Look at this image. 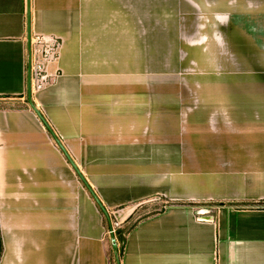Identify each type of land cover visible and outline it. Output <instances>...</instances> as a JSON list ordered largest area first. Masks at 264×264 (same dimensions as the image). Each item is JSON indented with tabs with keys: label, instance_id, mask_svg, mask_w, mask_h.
<instances>
[{
	"label": "crops",
	"instance_id": "crops-1",
	"mask_svg": "<svg viewBox=\"0 0 264 264\" xmlns=\"http://www.w3.org/2000/svg\"><path fill=\"white\" fill-rule=\"evenodd\" d=\"M27 25L0 0V264H118L130 217L120 264H264V0H31L41 117Z\"/></svg>",
	"mask_w": 264,
	"mask_h": 264
},
{
	"label": "built area",
	"instance_id": "built-area-1",
	"mask_svg": "<svg viewBox=\"0 0 264 264\" xmlns=\"http://www.w3.org/2000/svg\"><path fill=\"white\" fill-rule=\"evenodd\" d=\"M59 41L55 38L48 39L44 35H37L31 44V85L32 91H39L49 84L51 74L47 70L49 62L58 56ZM53 76V75H52ZM121 223L110 221L108 235L112 245L118 244V230Z\"/></svg>",
	"mask_w": 264,
	"mask_h": 264
},
{
	"label": "water",
	"instance_id": "water-1",
	"mask_svg": "<svg viewBox=\"0 0 264 264\" xmlns=\"http://www.w3.org/2000/svg\"><path fill=\"white\" fill-rule=\"evenodd\" d=\"M30 13H31V0H27V14H28V50H29V57H28V101L29 104L31 105V107L33 109H35V111L37 112V114L41 117V114L39 111H37L36 107L34 106V104L32 103V89H31V30H30ZM53 133V132H52ZM61 148L63 149V151L65 152V154L67 155L69 161L72 163L73 167L76 169L77 173L79 174V176L81 177V179L83 180V182L85 183L86 187L89 189L90 193L92 194V196L94 197V199L96 200V202L98 203V205L100 206V208L102 209L103 213L105 214V216L107 217L108 220H110V216L108 211L105 209V207L101 204V202L99 201L98 197L96 196V194L94 193V191L90 188V186H88V184L86 183L84 177L82 176V174L78 171L75 163L73 162V160L70 158V156L68 155V153L66 152V150L64 149V147L60 144ZM118 235L120 237L121 241H125V233L122 230H118ZM114 248V252H115V257H116V261L118 264H120V260H119V255H118V244H114L113 245Z\"/></svg>",
	"mask_w": 264,
	"mask_h": 264
},
{
	"label": "trees",
	"instance_id": "trees-1",
	"mask_svg": "<svg viewBox=\"0 0 264 264\" xmlns=\"http://www.w3.org/2000/svg\"><path fill=\"white\" fill-rule=\"evenodd\" d=\"M169 203H168V205H171V204H174V203H171L170 201H168ZM180 204V203H179ZM153 213V212H152ZM149 214H151L150 212H149ZM140 219H133V217L131 218H129L128 220H127V222H126V224L123 226V228H124V231H126V232H129L137 223H138V221H139ZM127 223H128V225H127ZM127 225V226H126Z\"/></svg>",
	"mask_w": 264,
	"mask_h": 264
},
{
	"label": "rangeland",
	"instance_id": "rangeland-1",
	"mask_svg": "<svg viewBox=\"0 0 264 264\" xmlns=\"http://www.w3.org/2000/svg\"><path fill=\"white\" fill-rule=\"evenodd\" d=\"M155 208V207H154ZM153 208H151L150 210H152ZM149 211V210H148ZM150 212V211H149ZM143 213L145 214L146 213V211H143ZM143 213H141V214H143Z\"/></svg>",
	"mask_w": 264,
	"mask_h": 264
}]
</instances>
